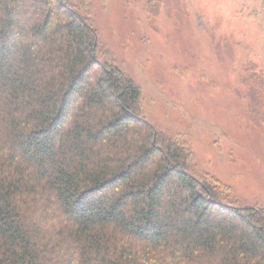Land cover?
<instances>
[{"label":"trees","instance_id":"obj_1","mask_svg":"<svg viewBox=\"0 0 264 264\" xmlns=\"http://www.w3.org/2000/svg\"><path fill=\"white\" fill-rule=\"evenodd\" d=\"M142 98L75 0H0V264H264V206Z\"/></svg>","mask_w":264,"mask_h":264},{"label":"rangeland","instance_id":"obj_2","mask_svg":"<svg viewBox=\"0 0 264 264\" xmlns=\"http://www.w3.org/2000/svg\"><path fill=\"white\" fill-rule=\"evenodd\" d=\"M75 2L140 84L142 115L188 142L191 171L229 186L239 204L264 206L262 1Z\"/></svg>","mask_w":264,"mask_h":264}]
</instances>
